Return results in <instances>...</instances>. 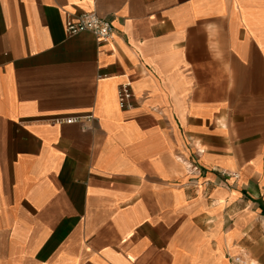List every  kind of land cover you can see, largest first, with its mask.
<instances>
[{
    "label": "crops",
    "instance_id": "crops-1",
    "mask_svg": "<svg viewBox=\"0 0 264 264\" xmlns=\"http://www.w3.org/2000/svg\"><path fill=\"white\" fill-rule=\"evenodd\" d=\"M0 264H264V0H0Z\"/></svg>",
    "mask_w": 264,
    "mask_h": 264
},
{
    "label": "built area",
    "instance_id": "built-area-1",
    "mask_svg": "<svg viewBox=\"0 0 264 264\" xmlns=\"http://www.w3.org/2000/svg\"><path fill=\"white\" fill-rule=\"evenodd\" d=\"M67 35H76L82 32H90L99 42L109 41L114 35V28L110 21L100 18L94 13H84L78 18H71L65 24ZM121 108H130L131 100L134 97L130 84L123 85L118 93ZM198 170V166L192 167ZM237 178V175H234Z\"/></svg>",
    "mask_w": 264,
    "mask_h": 264
}]
</instances>
